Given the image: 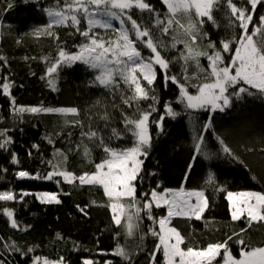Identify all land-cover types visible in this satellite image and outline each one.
Wrapping results in <instances>:
<instances>
[{
	"label": "snow or ice",
	"instance_id": "1",
	"mask_svg": "<svg viewBox=\"0 0 264 264\" xmlns=\"http://www.w3.org/2000/svg\"><path fill=\"white\" fill-rule=\"evenodd\" d=\"M55 6L44 4L39 10L46 15L48 22L45 25L34 27L30 33L36 38L49 37L59 41L56 28H70L83 37V42L74 45L76 51H68L64 42L57 44L56 56H44L41 59L47 62L46 73L40 77L46 80L47 86L52 91H58L59 70L64 67H72L80 63L87 69L95 71V76L90 82L92 85L108 89L115 94L119 85L123 82L129 96L121 94L123 103L129 108L135 109L132 117L121 113L125 129L132 135V146L126 148H114L105 143V137L97 131H84V124L80 120L72 121L73 126L79 127L80 143L72 144L69 152L80 150L83 145V155L89 163L94 164V170L83 171L77 175L66 168L60 170V165L53 160H42L51 170L36 171L35 174L27 170L16 173L18 179L45 180L54 182L57 187L61 184L75 186H99L102 188L108 200L112 221L115 226L121 228L126 237H132L143 219L152 222L148 232L140 239L151 235L156 238L153 250L148 253L149 264H158L157 254L163 257L162 264H264V247H254L246 243L242 235L247 229L233 232L222 242L208 243L204 247L186 245V238L176 228L172 227L171 220L174 217H187L189 219L203 220L204 214L210 208V197L207 187L211 186L216 191H227L215 178V174L209 172L205 180V187L186 191L184 187L179 189H164L158 192L152 189L137 197V185L143 181L145 160L149 157L153 133L151 126L155 125L159 133L164 132L165 118L176 119L181 112L172 107L173 101L163 106L164 114L157 119H152L153 113L159 111L157 105L160 98L155 87L157 82V66L162 71L161 85L167 89L169 83L178 88L175 103L183 106L185 113L205 111L209 113L207 120L199 129L194 127L193 154L185 168L184 180L187 181L195 162L199 157L205 159L230 158L233 161L243 160L233 147H230L225 138L216 135L215 139L220 145L216 153L206 150L205 133L214 130L213 114L225 112L230 109L233 102H243L245 97L264 100V14H257L258 6L264 8V0H159L166 7V12L161 13L149 0H53ZM3 3V0H0ZM25 6L28 4L41 5L42 0H21ZM15 7L14 0H8L0 11L7 12ZM135 10V11H134ZM214 13H221L226 21L224 27L230 32L220 41L219 47L215 41L209 38L204 31V25L209 22L214 27H220V23ZM138 14V18L134 15ZM147 16V23L144 17ZM178 16L186 19L181 23ZM255 17V19H254ZM81 18L84 21L82 27ZM118 21V27L113 24ZM139 21V22H138ZM175 25V27H174ZM5 25L0 19V40L3 37ZM96 29H103L102 35ZM177 29L182 30L185 39H178L174 34ZM251 29V30H250ZM110 33V35H109ZM172 33L169 41L164 37ZM23 36L16 40L21 44ZM198 39L207 41L205 50L200 49ZM142 45L149 51L145 56L137 46ZM178 44H183V49L177 56L168 58L166 53L176 49ZM195 46V47H194ZM210 50V52L208 51ZM206 57L209 68L204 69L200 65V57ZM227 57V60H226ZM24 60L30 59L25 56ZM31 59H35L32 57ZM181 64V73L170 74V66L173 63ZM0 62L7 65V58L0 55ZM195 63L201 75L197 77L201 82L190 84L187 76V65ZM35 75V73H32ZM14 81L9 82L8 77L0 83V94L9 98V112L22 119L25 113L59 114L61 116H79L80 111L76 107H45L17 105L12 96L11 89ZM22 87V85H21ZM195 88V94L189 92V88ZM148 102L146 108L140 107V102ZM108 127L109 116L107 113L101 117ZM67 122V121H66ZM111 138L121 139L117 129L111 128ZM8 129H0V150L7 151L12 143V137L8 135ZM71 133L68 136L71 137ZM48 142L53 143L51 136H47ZM89 141L93 147L102 149L104 156L100 162L95 163L91 159V149L84 140ZM69 143H72L69 140ZM264 143V140H262ZM33 149H39L38 144L32 145ZM246 151H254V148H246ZM264 152V148L259 149ZM57 149L53 155L59 153ZM31 156V151L28 153ZM63 159L67 155L60 153ZM14 165L19 163L15 154L12 155ZM7 171V169H0ZM150 175H156L155 172ZM61 195H67L62 188L59 191H40L19 193L13 190L0 191V202L16 201L23 203L26 196H35L41 204L59 205L62 203ZM17 197H19L17 199ZM227 202L230 209V218L233 222L243 221L247 227L253 223L264 224V192L259 191H227ZM194 201V202H193ZM92 201V204H95ZM166 207L167 215L153 216V208ZM90 205L81 207L76 205L78 211L84 216L88 215ZM0 214L4 215L13 229L19 228L27 231L15 219L14 210L4 207ZM143 214V215H141ZM123 221V223H122ZM158 225V228H157ZM59 236V234H57ZM120 232L114 234L119 237ZM240 245V258L232 255L229 242ZM3 238L0 237V240ZM4 248L19 252L15 242L6 243ZM34 251L33 248L27 252ZM27 252L24 254L26 255ZM223 253V255H222ZM108 255V253H104ZM122 258L126 264H134V254L124 246L117 243L114 253ZM217 258H221L219 261ZM0 264H4L0 260ZM32 264H66L63 257L50 260L47 257L34 256ZM82 264H100L99 261L83 259ZM105 264H113L106 261Z\"/></svg>",
	"mask_w": 264,
	"mask_h": 264
},
{
	"label": "trees",
	"instance_id": "2",
	"mask_svg": "<svg viewBox=\"0 0 264 264\" xmlns=\"http://www.w3.org/2000/svg\"><path fill=\"white\" fill-rule=\"evenodd\" d=\"M8 0L0 3L2 9ZM161 13L166 12V7L161 5L159 0H149ZM235 2V0H234ZM15 7L6 13L0 11L5 27L3 29V39L0 40V55L7 58V65L0 62V83L4 77L9 78V82L14 81L12 96L15 97L17 105L39 106L41 103L45 107H76L79 109V116H61L59 114L25 113L22 119L15 117L9 112V98L0 94V129H8L14 141L7 151L0 150V191L13 190L16 193L21 191L40 192V191H59L63 189L67 195H61L62 203L59 205L41 204L35 196H26L23 203L16 201L0 202V212L4 207L10 208L15 212V219L22 227H27V231L19 228L13 229L8 219L0 214V260L4 264H32L34 256L47 257L56 260L63 257L66 264H82L83 259H92L105 264L112 261L113 264H126V262L115 256L114 250L119 243L130 253L134 254V264H149L148 253H150L156 241L155 237L147 235L141 241L140 237L148 232L152 222L143 219L139 223L138 229L132 237H126L123 230L114 225L107 197L99 186H73L61 184L59 188L52 181L18 179L16 173L20 170H27L32 174L36 171L44 172L51 168L42 163V160H53L59 164L60 170L65 168L74 171L77 175L83 171L94 170V164L88 162V158L83 155V145L80 150L69 152L72 144L80 143L79 127L73 126L72 121L80 120L84 124V131H97L105 137V143L114 148H126L132 146L133 137L125 129L121 113L132 117L134 107L129 108L123 103L121 94L124 97L131 93L127 86L121 82L119 90L113 94L108 89L92 85L90 82L95 76V71L87 69L83 64L77 63L72 67H64L59 70V80L57 83L58 91H52L40 77L46 73L47 62L41 58L50 56L55 58L57 44L64 42L68 51H76L74 45L83 42V37L70 28H56L59 34V41L49 37L36 38L25 36L36 26L45 25L48 18L39 8L44 4L55 6L53 0H42L41 5L21 3V0H14ZM63 5V0H60ZM135 11V10H134ZM257 14H264V8L258 6ZM220 23V27H214L209 22L204 25V31L209 38L217 43L230 32L226 29V23L221 13H214ZM138 18V14L134 15ZM181 23H186V19L178 16ZM255 19V17H254ZM147 23V16L144 17ZM139 22V21H138ZM82 27L84 21L81 18ZM115 26L118 21H113ZM175 27V25H174ZM251 30V29H250ZM104 35L103 29H96ZM178 39H185L182 30L177 29L174 33ZM110 35V33H109ZM172 33L164 37L169 41ZM24 37L21 44L16 40ZM197 44L200 49L205 50L207 41ZM142 54L147 56L149 51L142 45H137ZM183 44H178L176 49L166 53L168 58L177 56L183 49ZM195 47V46H194ZM210 52V50H208ZM27 56L30 59L24 60ZM35 57V59H31ZM200 65L204 69L209 68L206 57L201 56ZM227 60V57H226ZM173 63L170 66V74L181 73V64ZM156 89L160 98L157 105L159 111L153 113L152 119H157L164 114L163 106L165 103L173 101L172 107L181 112L176 119L165 118L164 132L157 131L155 125L151 126L153 133L152 149L149 157L145 160L143 181L137 185V197L142 193L152 189L162 192L164 189H198L205 187L207 174H215L216 181L226 188L227 191H259L264 192V152L259 149L264 148V100L245 97L243 102H233L230 109L225 112L213 114L214 130L205 133L206 150L216 153L220 145L215 136L221 135L225 138L230 147H233L243 160L233 161L230 158L205 159L199 157L189 174L187 181L184 180L185 168L193 154L194 127L199 129L207 120L209 113L197 111L185 113L183 106L175 103L178 95V88L169 83L167 89L161 85L162 71L157 66ZM32 73H35L33 75ZM187 76L190 84H198L197 79L201 75L195 63L189 62L187 65ZM22 85V87H21ZM196 89L190 87L189 92L195 94ZM148 102L141 101L140 107L146 108ZM107 113L109 116L108 127L101 119ZM67 121V122H66ZM111 128L117 129L121 139L111 136ZM71 133V137L68 136ZM47 136H51L53 143H49ZM71 140L72 143H69ZM38 144L39 149H33L32 145ZM91 149V159L95 163L100 162L104 156L102 149L95 148L84 140ZM246 148H254V151H246ZM59 149L60 152L53 153ZM31 151V156L28 154ZM60 153L67 155L65 161ZM15 154L19 163L14 165L12 155ZM155 172L156 175H150ZM227 191H216L211 186L207 187L206 194L210 197V208L204 214L203 220L189 219L187 217H174L171 220L172 227H176L186 238V245L204 247L208 243L223 241L233 232H240V229L247 230L242 233L249 243L254 247H264V224L253 223L249 228L243 221L233 222L230 218L229 204L226 199ZM19 197H17L18 199ZM95 201V204H92ZM76 205L88 208V215L81 214ZM153 216H166V207L153 208ZM143 215V214H141ZM123 223V221H122ZM158 228V225H157ZM120 232L119 237L114 234ZM59 234V236L57 235ZM15 242L16 247L21 249L19 252L4 248L6 243ZM232 255L240 258V245L233 241L229 242ZM33 248L34 251L27 252ZM27 252L25 255L24 253ZM104 253H108L105 255ZM223 255V253H222ZM221 258H217L219 261ZM158 264H162L163 257L157 254Z\"/></svg>",
	"mask_w": 264,
	"mask_h": 264
},
{
	"label": "rangeland",
	"instance_id": "3",
	"mask_svg": "<svg viewBox=\"0 0 264 264\" xmlns=\"http://www.w3.org/2000/svg\"><path fill=\"white\" fill-rule=\"evenodd\" d=\"M185 190H186V191H191V189H186V188H185ZM193 202H194V201H193ZM164 207H165V206H164ZM237 259H239V258H237Z\"/></svg>",
	"mask_w": 264,
	"mask_h": 264
}]
</instances>
